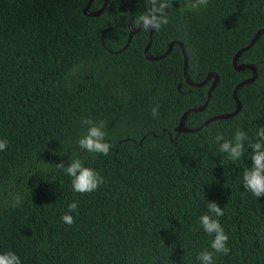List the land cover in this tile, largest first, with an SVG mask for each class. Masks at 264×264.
<instances>
[{
    "label": "trees",
    "instance_id": "trees-1",
    "mask_svg": "<svg viewBox=\"0 0 264 264\" xmlns=\"http://www.w3.org/2000/svg\"><path fill=\"white\" fill-rule=\"evenodd\" d=\"M124 1L135 28L150 0ZM87 3L0 0V139L8 141L0 151V253H16L21 264H201L198 254L214 251V234L200 223L209 215L229 236V255L214 254V264H264V196L243 179L264 127V34L238 59L257 69L237 90L240 112L178 133L181 116L203 107L212 80L189 86L176 44L146 59L150 29L130 34L122 0H108L94 17L83 13ZM168 3L169 23L154 30L148 56L178 41L191 83L218 75L207 106L185 118L184 127L196 129L236 109L233 90L252 71H236L232 59L264 29V0H209L197 11L187 0ZM103 5L92 0L90 11ZM85 119L103 122L113 146L107 156L79 147ZM237 130L247 139L232 161L215 137L235 142ZM74 159L104 178L98 190H73L64 169ZM211 202L223 216L209 211Z\"/></svg>",
    "mask_w": 264,
    "mask_h": 264
},
{
    "label": "clouds",
    "instance_id": "clouds-1",
    "mask_svg": "<svg viewBox=\"0 0 264 264\" xmlns=\"http://www.w3.org/2000/svg\"><path fill=\"white\" fill-rule=\"evenodd\" d=\"M209 0H187L186 7L188 10L197 11L201 6H207ZM152 5L151 10L139 16L136 23L142 25L145 30H159L163 25L169 23L167 9L170 7L168 0H150ZM151 115L154 118L159 116V105L151 109ZM84 124L89 125L87 133L78 141L79 147L89 153H97L107 156L111 144L105 142L106 132L103 131V122L96 124L92 120L85 119ZM257 142L250 144L252 148L251 160L253 162L250 170L244 173V187L254 196L260 198L264 196V127H261L257 132ZM216 143L220 146V151L226 153L230 160L236 161L241 158L244 152L243 141L247 139L246 134L237 130L233 141L225 140L222 134L215 137ZM8 145L7 140L0 139V151L6 150ZM64 167L63 164L59 165ZM67 175L72 177V188L78 193H91L104 184V178L92 168L85 167L80 159H74L65 169ZM17 204L20 198L16 197ZM77 203L69 205V212L77 211ZM209 211L217 217L224 215L221 207L216 203L208 204ZM78 214V213H77ZM62 221L67 225L74 224V218L70 214H65L61 217ZM200 223L204 231L209 234H214V239L211 242L213 252L207 250L198 254L197 259L201 264H214V254L229 255L230 248L228 247L229 236L225 233L224 228L218 219H213L209 215L200 217ZM0 264H21L20 257L14 252L0 253Z\"/></svg>",
    "mask_w": 264,
    "mask_h": 264
},
{
    "label": "water",
    "instance_id": "water-1",
    "mask_svg": "<svg viewBox=\"0 0 264 264\" xmlns=\"http://www.w3.org/2000/svg\"><path fill=\"white\" fill-rule=\"evenodd\" d=\"M64 1H69V0H64ZM107 2H108V0H104V5H103V7L100 10L91 12L90 11V6H91V3H92V0H88V3L86 5V7L83 9V13L85 15H87V16H93V17L94 16H99L103 12V10L105 9V7L107 5ZM122 3L127 8L128 12H129L128 28H129L130 34L134 35V34L138 33L143 28V26L142 25L140 26L139 24L135 28H133L131 26V24H132V12H131V9H130V7L128 6V4L124 0H122ZM154 30L155 29H150L149 36H148V43H147V45H146V47L144 49V54H145L146 59H148L149 61H157V60L165 57L166 55H168L171 52L173 45L176 44V45H179V47L181 48L182 54H183V61H184L183 74H184L185 82L189 86H193V87H198L199 88V87H202V86L206 85L207 83H209V81L212 80V84H211V86L208 89L207 99H206V102L204 103L203 107L198 108V109H193V110L186 111L181 116V118L179 120V124L175 128L176 132H178V133H180V132H183V133H195V132H198L201 128L205 127L210 122H213V121L218 120V119L230 118V117H232V116H234V115H236L237 113L240 112V110L242 108V105H241L240 101L237 98V90L241 86L249 84V83H252L256 79V77H257V69H256V67L254 65H251V64H238V59H239L240 55L244 51L250 49L256 43V41L264 34V29H259L258 31H256L255 35L253 36L251 41L248 43V45H246L245 47H243L240 50H238L236 52V54L234 55L233 59H232V65H233V67H234V69L236 71H241V70H244V69H249V70L252 71V76L250 78H248V79H245V80L241 81L233 90L232 96H233V99H234V101L236 103V109L233 112H231V113L221 114V115L212 117V118L208 119L206 122H204L200 127L196 128V129H186L184 127L185 118H186L187 114H189L190 112L202 111L207 106L208 101H209L210 93H211L212 90H214V88L218 84V75L215 74V73H209L207 75V77L204 79V81H202L201 83H198V84L191 83L188 80L187 75H186L187 56H186V53H185V50H184V47H183L182 43H180L178 41L171 42L169 44V46H168L167 51L164 53V55H162L160 57H150V56H148V49H149L150 44H151V37H152V34H153Z\"/></svg>",
    "mask_w": 264,
    "mask_h": 264
}]
</instances>
